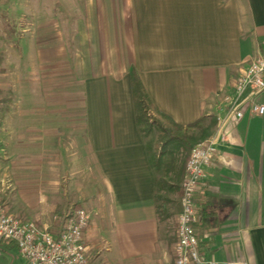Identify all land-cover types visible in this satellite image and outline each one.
<instances>
[{"label":"crops","instance_id":"obj_1","mask_svg":"<svg viewBox=\"0 0 264 264\" xmlns=\"http://www.w3.org/2000/svg\"><path fill=\"white\" fill-rule=\"evenodd\" d=\"M6 1L0 0V15H9L0 18L1 68L9 76L5 89L17 96L0 120L3 204L10 214L54 230L73 204L85 206L92 213L85 239L93 264H173L163 234L167 210L158 197L166 190L157 185L166 177L155 163L156 143L136 120L131 70L158 111L183 126L203 119L204 133H215L238 69L255 54L264 56V0L101 1L100 18L106 9L107 20L95 30L97 63L83 67L89 76L78 130L76 113L60 126V99L43 80L45 64L59 57L54 47L43 48V16L28 17L22 4ZM29 58L40 75L21 81ZM13 59L21 65L13 67ZM224 131L196 193L201 248L219 262L264 264V115L246 112ZM61 170L69 176L61 179ZM101 248L114 250L111 259L102 258ZM14 249L0 242V257Z\"/></svg>","mask_w":264,"mask_h":264},{"label":"built area","instance_id":"obj_2","mask_svg":"<svg viewBox=\"0 0 264 264\" xmlns=\"http://www.w3.org/2000/svg\"><path fill=\"white\" fill-rule=\"evenodd\" d=\"M263 93L264 56L257 53L238 69L231 93L223 98L225 116L219 118L216 132L197 143L186 162L181 209L176 217L171 248L173 264H250L244 258L219 262L204 256L196 227L199 221L196 193L205 179V167L211 165L219 145L226 140L224 129L231 119H240L246 112L264 115V105L260 102ZM2 192L0 189V242L14 243L25 264H93L85 239L92 219L89 209L75 206L54 230L41 221L34 223L10 214L2 202Z\"/></svg>","mask_w":264,"mask_h":264},{"label":"rangeland","instance_id":"obj_3","mask_svg":"<svg viewBox=\"0 0 264 264\" xmlns=\"http://www.w3.org/2000/svg\"><path fill=\"white\" fill-rule=\"evenodd\" d=\"M101 1L106 2L109 0H13V3L16 2L22 4L23 8H25V10L22 11V14H27L28 17H31L33 13L37 12L38 18L35 17L37 19L42 18L41 16H43L45 26L43 48L45 50H50L52 46L54 47V50L59 52V57L56 62H47V64H45L43 80L45 83L53 84L54 97L58 96L60 99L59 114L62 120L60 122V126H66L68 123H70L68 121H72L71 115L76 113V129L78 130L82 128V122H79V115H82L83 111L81 106H79V102H81L80 100L83 97V81L87 76H89V73L87 74L83 72V67L85 63L86 65L91 64V62L93 65L97 63V60H95L97 58L96 56L94 58V55L92 53H95V49L99 48L95 30L97 31L101 25L100 19L102 18H100V11L98 9ZM6 2L10 3L11 0H8ZM35 8L38 9L36 10ZM107 12L108 11H106V9L104 10V12H102L104 14L102 22L107 20ZM14 16L20 17L19 12L17 11ZM6 17H9V15H0L1 20ZM51 20H53V28L50 25ZM51 28L54 29L53 34L51 32H48V29L51 30ZM19 43L20 42L16 43V48L18 49ZM12 45L13 41L7 39V48H10V46ZM85 51H88L87 57L85 56ZM50 60L51 59H48L47 61ZM2 61L3 58L0 55V120L3 114L6 112L7 106L9 105H6V103L10 101L9 99L16 98L15 95L17 96L16 92L15 94H13V92L11 93L7 91V89H5L6 83L9 80V76L4 74L7 69L1 68ZM19 65H21L19 59H13L12 66L18 67ZM35 65V58H29L25 60L23 59L22 74L18 73V77L21 78V81H28L31 79L35 80L36 77H39V72L37 74L35 72ZM26 69H29V71H32L33 73L25 74L24 71L27 72ZM97 75L99 74H93V76ZM55 87H57V89H55ZM73 100H76L75 108L71 105L73 103ZM150 111L155 114L154 116L156 119L165 124L166 121L163 119V117L155 112L152 107L150 108ZM140 126L143 127V131L146 132L147 139L151 142L157 143L160 131L157 128L156 123L149 119L147 122L141 123ZM202 128L203 129L193 128L190 129L189 132L194 134V136H197V138H199V141H203L213 135L210 133L209 135L201 138V135L204 132V127L202 126ZM174 150H176L172 156L174 161H171L170 158H167V160H164L165 164L160 166V177H166L165 181L167 189L166 194H160L159 192L158 196L159 205L161 204V206H163V208L167 210V217L163 222V234L166 238V244L168 245L170 253L172 245L175 241L176 217L180 212L179 207L181 204L182 194L178 193V188L180 189V185H182L183 177L181 180H179L178 174L180 172V168L184 159V154L179 148L176 149L175 147ZM60 174L61 179H63L69 176V171L61 170ZM75 181L76 183H78L79 180L76 178ZM170 185H172L173 187ZM162 199H166L167 203H165V206L162 202ZM75 206L83 205H81L80 203H75L72 205V207ZM62 216H64V214ZM61 219L58 222L59 225L62 222ZM59 225H56V227H59ZM99 253L101 254L102 258L104 257L108 260L111 259L114 250H111L109 252L104 248H101ZM171 258H173L172 255ZM240 259L243 258L233 260ZM0 264H25V260L21 256V254L14 249L11 252V256H9L8 258L4 256L0 257Z\"/></svg>","mask_w":264,"mask_h":264},{"label":"trees","instance_id":"obj_4","mask_svg":"<svg viewBox=\"0 0 264 264\" xmlns=\"http://www.w3.org/2000/svg\"><path fill=\"white\" fill-rule=\"evenodd\" d=\"M130 75L137 123L141 124L143 122H147L150 119L156 123L157 128L160 131L156 143L155 163L158 167H160L161 165L165 164L164 160H167V158H170L171 161H174L172 157L173 153L176 151L174 148H179L184 154V159L178 174V179L181 180L186 162L190 156V152L192 148L200 142L197 136H194V134L189 132V128L203 129L201 125L203 119H200L197 122L187 126L177 124L169 115L158 111L157 108L153 106L141 82V79L134 68L131 70ZM151 107L155 109L161 117H163V119L166 121L165 124L155 118L154 113L150 111ZM143 132L145 135H147L145 131ZM205 136L206 133L203 132L201 138ZM157 185L165 190L167 189L166 181L164 179L157 178ZM178 193L182 194L181 188H178Z\"/></svg>","mask_w":264,"mask_h":264}]
</instances>
